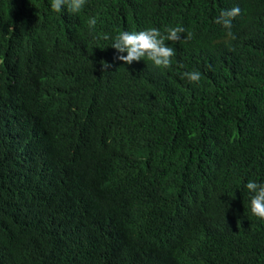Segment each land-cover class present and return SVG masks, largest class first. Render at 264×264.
I'll return each mask as SVG.
<instances>
[{"label": "trees", "instance_id": "1", "mask_svg": "<svg viewBox=\"0 0 264 264\" xmlns=\"http://www.w3.org/2000/svg\"><path fill=\"white\" fill-rule=\"evenodd\" d=\"M177 26L170 67L116 59L119 31ZM249 180L264 0H0V264H264Z\"/></svg>", "mask_w": 264, "mask_h": 264}, {"label": "clouds", "instance_id": "2", "mask_svg": "<svg viewBox=\"0 0 264 264\" xmlns=\"http://www.w3.org/2000/svg\"><path fill=\"white\" fill-rule=\"evenodd\" d=\"M86 0H51V9L55 12H60L62 8H66L69 13H79L84 7ZM241 9L233 7L220 11L219 16L215 19L217 24L223 25L226 28L227 35L235 39L231 31L232 20L240 15ZM96 18H90L87 24L90 28L96 26ZM185 29L181 26L168 27L166 34H162L157 28H148L140 31H119L113 38L112 47L118 50L119 53H127L126 55H118L116 59L123 61L126 64H132L134 61L147 59L154 63L157 67H170L171 58L175 55V50L166 44V41L178 42L181 40V33H185ZM103 39L107 40L110 37L107 34H102ZM191 33L183 39H190ZM110 65L101 61V71H105ZM187 78L190 82H199L200 73L198 71L184 72L182 78ZM250 199L251 213L260 219L264 220V183H257L254 180H249L246 185Z\"/></svg>", "mask_w": 264, "mask_h": 264}]
</instances>
